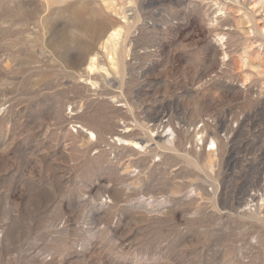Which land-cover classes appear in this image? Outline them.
Masks as SVG:
<instances>
[{
    "label": "rangeland",
    "instance_id": "1",
    "mask_svg": "<svg viewBox=\"0 0 264 264\" xmlns=\"http://www.w3.org/2000/svg\"><path fill=\"white\" fill-rule=\"evenodd\" d=\"M0 264H264V0H0Z\"/></svg>",
    "mask_w": 264,
    "mask_h": 264
},
{
    "label": "bare ground",
    "instance_id": "2",
    "mask_svg": "<svg viewBox=\"0 0 264 264\" xmlns=\"http://www.w3.org/2000/svg\"><path fill=\"white\" fill-rule=\"evenodd\" d=\"M111 36H113V37H116L117 36V32H114L113 34H111ZM93 63L92 64H94V60L92 61ZM171 131V130H170ZM202 142V141H201ZM216 144V143H215ZM213 146H215L216 147V145H214L213 144ZM255 200V199H254Z\"/></svg>",
    "mask_w": 264,
    "mask_h": 264
}]
</instances>
